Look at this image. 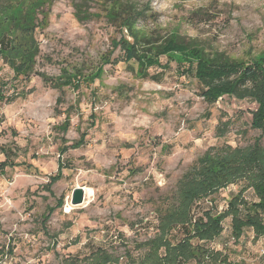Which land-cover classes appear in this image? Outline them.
Returning a JSON list of instances; mask_svg holds the SVG:
<instances>
[{
    "label": "rangeland",
    "instance_id": "obj_1",
    "mask_svg": "<svg viewBox=\"0 0 264 264\" xmlns=\"http://www.w3.org/2000/svg\"><path fill=\"white\" fill-rule=\"evenodd\" d=\"M130 1L143 15L123 28L101 0H0V163L16 164L0 167V264H94L99 252L132 264L210 147L264 146L254 99L212 102L194 51L158 55L180 34L208 54L264 61V0ZM11 43L36 49L27 74L11 66ZM75 187L86 193L78 206ZM236 192L199 202L196 215L224 211ZM211 246L264 264V235L247 228L236 241L230 217Z\"/></svg>",
    "mask_w": 264,
    "mask_h": 264
},
{
    "label": "trees",
    "instance_id": "obj_2",
    "mask_svg": "<svg viewBox=\"0 0 264 264\" xmlns=\"http://www.w3.org/2000/svg\"><path fill=\"white\" fill-rule=\"evenodd\" d=\"M101 1L109 21L115 26L128 28L143 15L130 0ZM85 11L83 7L81 17L86 15ZM179 47L188 53L194 51L198 56L199 76L206 87L204 96L207 99L216 102L224 94L254 99L258 108L253 114L251 126L264 130V61L237 59L221 53L208 54L180 34H169L158 48V55ZM5 50L10 54H20L8 56L16 75L25 71L27 74L36 63L31 58L36 52L32 45L30 49L19 50L11 43ZM5 99L9 101L5 92L0 90V101ZM8 165L16 164L0 163L2 168ZM63 167L59 165L61 170ZM232 184L236 185L237 192L227 196L228 205L224 211L204 209L196 215L199 202L212 199ZM248 189L253 190L256 200L245 197ZM170 199L172 203L158 213L156 235L141 244L146 250L133 258L132 264H234L226 253L212 247L211 242L223 233L224 221L228 217L231 218V233L236 241L247 228L252 229L256 237L264 235V146L261 139H256L245 148L227 144L210 147L184 173L176 196ZM93 259L94 264H113L111 257L103 252ZM115 262L118 264L117 260Z\"/></svg>",
    "mask_w": 264,
    "mask_h": 264
},
{
    "label": "water",
    "instance_id": "obj_3",
    "mask_svg": "<svg viewBox=\"0 0 264 264\" xmlns=\"http://www.w3.org/2000/svg\"><path fill=\"white\" fill-rule=\"evenodd\" d=\"M86 197L85 189L83 187H75L71 196V203L78 206L84 203Z\"/></svg>",
    "mask_w": 264,
    "mask_h": 264
},
{
    "label": "crops",
    "instance_id": "obj_4",
    "mask_svg": "<svg viewBox=\"0 0 264 264\" xmlns=\"http://www.w3.org/2000/svg\"><path fill=\"white\" fill-rule=\"evenodd\" d=\"M226 189V188H225ZM230 191V190H229ZM227 205H228V202H227V204H226V208H227Z\"/></svg>",
    "mask_w": 264,
    "mask_h": 264
}]
</instances>
